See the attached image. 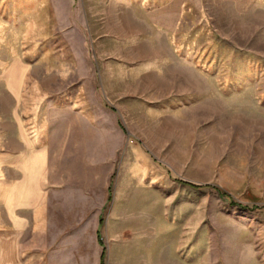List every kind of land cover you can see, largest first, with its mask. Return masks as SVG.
<instances>
[{
    "label": "rangeland",
    "instance_id": "374dc122",
    "mask_svg": "<svg viewBox=\"0 0 264 264\" xmlns=\"http://www.w3.org/2000/svg\"><path fill=\"white\" fill-rule=\"evenodd\" d=\"M33 20L0 32V149L35 134L50 183L32 227L2 224L9 264H264V0H34Z\"/></svg>",
    "mask_w": 264,
    "mask_h": 264
},
{
    "label": "crops",
    "instance_id": "0c3cea01",
    "mask_svg": "<svg viewBox=\"0 0 264 264\" xmlns=\"http://www.w3.org/2000/svg\"><path fill=\"white\" fill-rule=\"evenodd\" d=\"M30 15L32 19L25 21L24 17ZM33 17L34 0H0V32L3 30L4 34L6 32L16 34L24 22L28 23V27L32 30L34 26ZM18 67L19 65H10L8 69L10 68L9 71L16 73V70L19 71ZM24 134L22 131H18L17 136H14L17 146L0 149V175L2 174L1 167L12 170L11 173H16L15 170L20 172L19 177L8 183L0 179V228L4 227L2 224L8 223V231L14 234L23 232L28 227V225L23 224L22 214L29 213L31 217L29 227L33 226V222L35 224L38 221L44 209V192L50 183L46 148L40 146L37 142L38 137L34 134L32 136L34 137V154H32L33 144L28 142ZM23 137L27 142H24ZM97 216L96 239L99 243V228L103 223L101 211ZM15 248V240L8 243L0 241V264L11 262ZM101 254L102 249L98 257V264H100Z\"/></svg>",
    "mask_w": 264,
    "mask_h": 264
},
{
    "label": "trees",
    "instance_id": "16d2710c",
    "mask_svg": "<svg viewBox=\"0 0 264 264\" xmlns=\"http://www.w3.org/2000/svg\"><path fill=\"white\" fill-rule=\"evenodd\" d=\"M240 206V205H239ZM103 255H104V252H102V254H101V258H100V264H104V257H103Z\"/></svg>",
    "mask_w": 264,
    "mask_h": 264
}]
</instances>
